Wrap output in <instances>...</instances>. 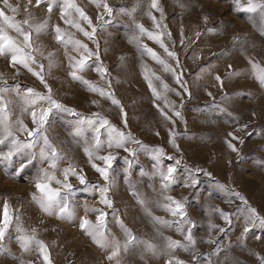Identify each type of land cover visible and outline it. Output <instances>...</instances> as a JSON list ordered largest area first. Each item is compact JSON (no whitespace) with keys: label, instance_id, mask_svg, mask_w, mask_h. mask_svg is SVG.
<instances>
[{"label":"rangeland","instance_id":"1","mask_svg":"<svg viewBox=\"0 0 264 264\" xmlns=\"http://www.w3.org/2000/svg\"><path fill=\"white\" fill-rule=\"evenodd\" d=\"M253 2L264 5V0ZM8 3L17 11L2 0L0 10L21 22L26 31L31 30L23 25L25 19L32 25L47 24L41 33L32 32V44L38 49L33 55L44 66L42 75L52 98L74 110H54L45 125L49 141L62 156L55 175L62 180L63 169L71 165L82 170L86 184L81 185L75 176L69 178L75 190L71 197L74 214L61 219L44 212L32 199L34 178L39 169L48 168L47 162L37 160L19 176L15 170L26 157L0 163V222L6 213L9 217L0 264H45L35 241L46 245L51 264H264L260 259L264 258V226L260 223L264 220V84L258 78L264 72V13L244 11L248 0H239L240 8L236 0H157L158 8L151 7V0H72L91 21L89 26L75 8L61 17L64 0ZM103 4L111 9L110 14ZM69 18L92 38L66 24ZM56 27L66 34L65 40L71 36L95 54L79 75L112 93L119 104L69 75L73 71L69 57L79 59L82 49L57 42ZM149 33L157 39L149 38ZM9 34L22 44L23 37L13 31ZM165 48L175 56H169ZM10 61V56H0V86L8 89L4 99L11 102L12 130L26 140L16 122L35 127L32 109L25 101L27 90L47 95L48 89L27 69L13 67ZM33 67L40 71L37 65ZM98 67L107 69L103 78ZM93 114L141 142L127 144L136 149L135 156L122 148L109 149L107 130L101 129L105 146L98 154L111 152L116 157L109 169L110 183L91 167L85 153L94 143L95 133L86 123ZM82 120L85 131L76 136ZM156 149L163 150L159 160ZM7 150V145H0V151ZM177 160L178 182L165 188L160 172L166 173ZM94 162L104 167L102 161ZM190 174L198 179L195 187L184 186L191 185ZM105 186L111 207L101 202ZM167 196L183 203L184 219L189 223L181 225V217L165 209L170 203ZM100 211L106 213L103 230L109 240L115 238L121 244L118 258L112 260L108 259L112 249L101 247L80 227L82 219L96 224ZM221 211L228 214L227 221ZM17 226L23 231L17 232ZM189 228L194 245L184 239ZM125 229L136 238L127 251L123 249ZM20 236L35 239L24 249ZM167 238L180 241L187 249L169 248Z\"/></svg>","mask_w":264,"mask_h":264},{"label":"snow or ice","instance_id":"2","mask_svg":"<svg viewBox=\"0 0 264 264\" xmlns=\"http://www.w3.org/2000/svg\"><path fill=\"white\" fill-rule=\"evenodd\" d=\"M2 2L6 7H9L13 12L17 11L16 8H13L8 3V0H2ZM39 3L40 0H37V4ZM53 3H55V0H53ZM236 3H237V8H240L239 0H236ZM103 7L107 13L109 14L111 13V9L108 8L107 4H103ZM151 7L158 8L157 0H151ZM71 8H75V10L80 14V16L88 22L89 26H91V21L85 16L82 10L77 8L72 3V0H64V7L61 10V17L64 18L65 16H67L68 15L67 10ZM257 9H259L262 13H264V5L256 4L253 2V0H248V5L245 8H243V10L247 12H256ZM51 10H52V4H49V12H51ZM153 19L155 18L153 17ZM64 22L66 24H69L70 26L76 27L79 31H83L84 35L87 36L89 39L92 38V34L80 28V25L74 20L69 18V19H65ZM22 23L23 25H28L31 31H26L25 28L22 26L21 22L15 21L13 17L6 15L3 10H0V56H10L11 57L10 63L12 64L13 67H15L16 65H20L23 68L27 69L29 72H31L41 81L42 84H44V87L48 89V94L44 95L39 92H36L33 89L27 90L25 101H26V105L32 109L31 118H32V123L35 125V127L29 129L27 125L23 123L22 120H17L16 123L19 126L18 131L26 133V136L29 138L26 140H20L17 137V135L13 132L10 123L8 105L11 102L4 99V94L8 91V89L0 86V145L8 146L7 152L0 151V163H3L4 161L11 162L15 156L26 157V159H23L20 162L19 167L15 170V175L19 176L30 165H34L35 161L39 160L41 163L47 162L48 168L39 169V171L37 172L34 178V186L36 192L32 194V199L40 206V208L44 212L48 213L49 215L55 214L61 219L70 218L74 214L71 204V197L74 195L75 190L72 183L69 182V178L71 176H75L79 180V183L81 185L86 184V179L81 174L82 170L78 172L77 169L75 167H72L71 165L63 169L62 180L56 177L55 171L58 167V161L62 159V156L60 155L58 149L49 141L46 135L45 125L47 124L48 119L54 110L61 112H73L74 110L67 109L64 105L59 103V101L52 98L51 95L52 90L48 86L42 75L44 66L43 64H40L39 61H37L35 56L33 55V53L37 52L38 49L34 48L32 44L31 41L32 32H35L36 34L41 33L47 26L46 22L32 25L28 19H25ZM137 27L139 28L141 33L145 32V29L143 28L142 25H137ZM10 31L15 32L17 36L23 37L22 44L17 42V37H14L9 34ZM55 32H56L57 42H61L66 46L69 43H71L78 51L82 49L79 59H76L75 57H69L70 67L73 68V71H71L69 75H71L74 80H80L82 83L87 85L88 90L97 92L101 97L107 96V98L111 99L113 104H119V101L115 99L112 93H106L104 89L99 88L90 81L84 80L83 77L79 75V73L84 72L89 67L88 61L95 54L88 49L87 45L82 44L78 40H73L71 36H68V39L65 40L64 37L66 34L62 33V30L59 27H56ZM94 32H95V28H93V33ZM149 38L157 39L156 37H153L151 33H149ZM133 39L138 41L139 37H134ZM158 42H160L161 46L163 47L162 42L159 40ZM143 47L147 50V52L151 53L154 59H158V57L156 56V54L153 52L152 49L147 48V45H144ZM165 51L168 53L169 56L172 57L175 56V53L169 51L167 48H165ZM48 55H49V67H51L52 53H49ZM96 58L97 60L99 59L98 55L96 56ZM159 62L163 63V61H159ZM33 65H37L40 71H36ZM165 67L167 69V66ZM96 70L98 73H100L101 78H103L104 74L107 72V69L103 67H98ZM258 78L260 79L261 84H264V72H262ZM216 79L219 81L220 77L217 76ZM177 82L178 83L180 82L179 78ZM108 86L109 88L111 87L110 82ZM93 103L95 104L97 102L93 101ZM42 104H46L47 106L42 107L41 106ZM121 111L123 110L121 109ZM174 115L180 116V113L176 112L174 113ZM84 123L85 121L83 120L80 122V125L77 126V128L75 129L74 135L76 136L83 135L85 131L83 127ZM86 123L88 128L92 129L95 135L93 137L94 143L91 144L89 148H85V153L89 158V163L91 164V167L95 169V171L98 172L106 182L110 183L109 169L112 168V161L116 157L111 152H108L106 155L98 154L105 146V141L102 139L101 129L107 130L108 139L106 141V144L109 149L113 147L122 148L125 152L129 153V155L135 156L136 149L127 147V144L132 143V144L140 145L141 142L134 139L130 133L125 134L119 131L118 129L113 127L107 119L100 117L99 114H93V117L88 118ZM125 125H126V121H125ZM229 136H232L233 139H238V137H235L232 133H229ZM229 147L232 148L233 151H236L235 146L232 145L231 143H229ZM37 148H39L38 153L36 151ZM155 152H156V159L159 160V157L163 155V150L156 149ZM169 159L172 158L169 157ZM96 160L102 161L104 167H101L97 163H95L94 161ZM179 163L180 161L177 160L176 165H170L167 168L166 173L163 171L160 172V175L162 176L164 181L165 188H168L170 185H174L178 182L177 166L179 165ZM205 174L207 175V173ZM188 179L191 181V185L185 183L184 185L185 187H189V186L195 187L197 185L198 179H196L193 175L190 174ZM53 184L58 185V187H53L52 186ZM220 187L223 188L222 185ZM107 192H108V187L107 186L103 187L102 188L103 195L101 202L104 203L106 206L111 207L112 202L109 199H107L106 196ZM165 199L170 202L169 204L164 205L165 209L169 211L173 216H180L181 220L179 221V223L181 225L189 223L186 219H184L185 212H184L183 203L171 196H167ZM240 199H243V197H240ZM7 207H8L7 202H5V209H7ZM250 212L254 214V210L250 209ZM105 215L106 213L100 211V214L97 216L96 224H92L87 219H82L80 227L82 229L88 230L90 234L93 236L94 241L97 244H99L101 247H110L112 249L108 257L109 260H112L114 258H118L119 253L121 251V244L115 238L109 240L108 235L103 230ZM220 215L226 221L228 220L227 213L221 211ZM155 219L159 223H163V224L168 223V221L162 220L161 218H155ZM260 223L261 226H264V220H261ZM0 225H2L0 226V250H2L3 241L5 239V233L9 228V217L7 216V213L5 214L4 220L0 222ZM210 227H215V226L212 225ZM16 231L22 232L23 230L19 226H17ZM220 231L223 232L224 229H220ZM245 231L247 232V229H245ZM125 234L127 236V239L123 244V249L127 251L129 245L133 244L136 238L126 229H125ZM181 234L184 235L183 231H181ZM18 239L21 241L22 248L27 249L35 238L28 236H20L18 237ZM167 239H168L169 248L184 247L187 249V245L181 244L180 241L171 240V238H167ZM184 239L188 242V245L195 244L191 228H189L187 234L184 235ZM35 243L39 246L45 264H51L49 256L47 254L46 245H44L43 242L41 241H35ZM148 247L149 249H151L153 246L149 244ZM194 259H196V257H194ZM260 259L264 260V258H260ZM169 264H172V262L169 261ZM177 264H183V262L177 261Z\"/></svg>","mask_w":264,"mask_h":264}]
</instances>
